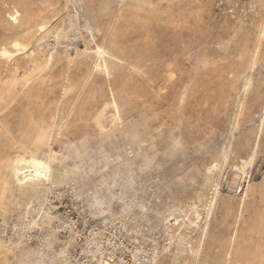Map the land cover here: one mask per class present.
<instances>
[{
    "label": "rangeland",
    "instance_id": "374dc122",
    "mask_svg": "<svg viewBox=\"0 0 264 264\" xmlns=\"http://www.w3.org/2000/svg\"><path fill=\"white\" fill-rule=\"evenodd\" d=\"M14 41L0 155H51L64 182L43 206L7 193L0 264H97L43 223L68 187L125 264H264V0H0V50Z\"/></svg>",
    "mask_w": 264,
    "mask_h": 264
},
{
    "label": "bare ground",
    "instance_id": "6f19581e",
    "mask_svg": "<svg viewBox=\"0 0 264 264\" xmlns=\"http://www.w3.org/2000/svg\"><path fill=\"white\" fill-rule=\"evenodd\" d=\"M144 7H145V5H144ZM152 9H151V12H152ZM149 11H150V9H149ZM154 12H156V10ZM12 18L15 21H17V16L16 15H13ZM20 47H21V44L18 41H14V42H12V46L10 48L9 47H5V46L1 48L0 56L2 55V56H5V57H11V56L14 55V53L16 51L18 52ZM99 54L102 56L104 54V52L100 51ZM101 56H99V58H101ZM103 56H105V55H103ZM5 59H7V58H5ZM94 69H95V67H94ZM104 70H106V68ZM255 155H256V151L253 152V154L250 157V161L248 163H246V165H244L243 167H247L248 165H250L252 163ZM4 159L7 160V164L9 166V168H10L11 176H10V182L4 183L3 185H0V204L3 203V201L6 198V195H7L8 192H11V191L13 192L17 188H19V189L23 190L26 193H32L33 195H36L37 196L36 199L40 203V206H43L44 202H46V190L48 191L49 188L54 187V186H60L64 182V174H61L60 172L56 171L54 169V167L51 166V163H50L51 159H52L51 155H49L47 157L48 161H45L43 159L38 158L34 153L28 155L27 157L26 156H20L18 154H15V155H12V156H9V157H5V156H1L0 155V167H3V160ZM239 171L242 172V174L245 173L244 170L239 169ZM0 174H1V168H0ZM0 180H1V175H0ZM52 190H53V188L49 190V194H51L53 192ZM217 194H218V192H217ZM215 202H216V198H214L212 201H210V207H209V210H208V216H211L212 209L215 206ZM142 208L145 209L143 206H142ZM25 214H28V211L25 212ZM52 217H53V215L51 216L49 213H47L45 218H44V220H43L44 221L43 223L46 222L47 224H49ZM53 220H54V217H53ZM32 223H33V226L38 224L36 220H33ZM206 231H207V224L205 225V227H203L202 233L205 234ZM47 243L49 245L50 244H52V245L56 244L57 243V239L54 236H48L47 237ZM61 243H63V242H61ZM66 243H68V242H66ZM201 243H202V239H200L198 247L196 248L195 251H193V249L191 248L190 245L187 246L189 248V252H191V254H193L194 257H196L198 255V252L200 251V248H201ZM67 246H65L64 248L60 249L59 255H61V256L64 255ZM0 247H2L1 242H0ZM164 255H166V254H164ZM105 264H107V263H105Z\"/></svg>",
    "mask_w": 264,
    "mask_h": 264
},
{
    "label": "built area",
    "instance_id": "2783aa9c",
    "mask_svg": "<svg viewBox=\"0 0 264 264\" xmlns=\"http://www.w3.org/2000/svg\"><path fill=\"white\" fill-rule=\"evenodd\" d=\"M52 198H54L53 202ZM50 202L54 204V206L49 205L53 211L51 212L54 215L55 223H57V230H55L65 236H72L76 243L83 244L84 249L91 256V260H95L97 264L99 261L102 264L126 263L125 258L119 255L121 246H123L122 242L119 243L105 236L101 228H96L87 235L84 233V229L77 224L79 220L87 221L86 217L83 218V214H85L83 201L77 189L68 187L62 191H53L50 194Z\"/></svg>",
    "mask_w": 264,
    "mask_h": 264
}]
</instances>
